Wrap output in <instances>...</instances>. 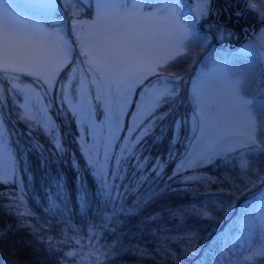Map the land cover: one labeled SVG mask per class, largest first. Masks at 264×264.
<instances>
[{
	"label": "snow or ice",
	"instance_id": "6c2138e0",
	"mask_svg": "<svg viewBox=\"0 0 264 264\" xmlns=\"http://www.w3.org/2000/svg\"><path fill=\"white\" fill-rule=\"evenodd\" d=\"M78 2L65 0L71 6L73 17L69 39L63 22L56 19L60 11L57 0H23L27 9L24 18L14 14L19 11V0H0V104L8 96L17 97L16 118L26 124L29 134L39 130L50 137L56 151L62 153L64 148L57 136L59 126L49 115L53 90L59 89L56 99L61 104L75 103L72 115L81 117L88 133L95 127L92 101H96L95 108L105 117L108 134L99 139L92 136V143L85 140L80 148L84 167L96 182L102 198V211L100 207L97 209L101 219L99 225L94 223L86 233L89 242L95 240L93 251L84 254L68 250L62 255L67 258L66 264H85L89 257H94L95 264H101L109 252L100 251L104 245L97 235L106 232L105 226L118 218L134 214L127 198L149 179L145 173L150 158L139 153L145 138L174 110L178 83L183 77L171 73L168 66L178 57L186 56L193 44L199 46L206 42L207 37L198 34L196 25L201 19L206 20L212 9L211 0H197L196 7L187 13L181 11V0H89L86 6L92 8V16L85 20L80 18ZM259 2L264 4V0ZM248 6L255 9L254 4ZM258 16L264 22V13ZM260 47L264 48V39ZM253 54L249 45L232 62L210 57L216 72L212 82L203 73L191 81V118L184 121L191 127L183 154L177 158L174 146H170L167 159L157 157L151 163V174L162 177L167 164L175 162L169 180L179 177L182 183L198 181L200 176L184 173L237 153L238 166L248 182L255 179L264 184V175L259 169L253 172L254 160L264 158V137L260 136L264 133V123L258 119L264 113V72L257 80L254 73L234 70L235 63ZM69 65L58 83L61 72ZM165 105L168 110L160 111ZM126 116L129 123L125 126ZM4 125L0 119V184L7 185L16 182L18 169ZM120 132L125 135H118ZM56 187L58 193L51 200L49 211L58 207L56 199H60L62 188L59 181ZM8 198L10 214L29 227H40L29 219L34 213L23 194L12 193ZM254 200L241 211L239 223L244 242L239 252L234 250V259H230L223 251L209 248L214 264H264V195ZM81 206L90 208L87 191L81 197ZM226 213L231 215L230 210ZM61 235L60 240L53 237H41V240L50 251L59 250L58 245L67 244L70 239L80 249L88 247L83 243L84 237H69L63 229ZM201 264H207V260L202 258Z\"/></svg>",
	"mask_w": 264,
	"mask_h": 264
},
{
	"label": "rangeland",
	"instance_id": "374dc122",
	"mask_svg": "<svg viewBox=\"0 0 264 264\" xmlns=\"http://www.w3.org/2000/svg\"><path fill=\"white\" fill-rule=\"evenodd\" d=\"M229 0H216L214 11H211L208 15V19L212 24H206L203 23L204 29L206 32H208L207 40L206 42L200 44L197 46L196 44H193L189 50V53L186 56L178 57L176 61L169 64V70L171 73L182 76L183 79L179 81L178 83V89H179V95L176 97V100L174 102V110L172 113L167 116L164 120L160 121L158 123V126L153 129V133L145 138L144 145L141 148V151L139 154L143 156H147L143 152V147H157L160 150H165L168 145L178 147V153L177 158H179L184 151V144L186 143V137L190 135L189 128L191 127L190 123L185 124L184 121L186 119L190 120L191 118V102L189 99V92L191 89V81L200 77L201 73L205 74L207 80L209 83L212 82L213 77L216 75V72L214 70V65L210 61V57L218 60V61H235L241 51L251 45L252 46V53L253 55H249L245 57L243 60L238 61L234 65V70L240 73L243 72H251L255 74V77L257 80L260 79V73L264 72V55H261V53H264V48L260 47V41L264 39V24H259L260 21H254V25L251 29H248V31H242L243 35L242 38H236L234 37L237 33L236 32H230L227 31L224 27L226 25L225 22L219 21L216 22L217 19H230L231 17L235 16L237 18L246 17L248 11H252L249 9L250 7L248 4H254L255 11L258 15V13H264V5L261 4L258 0H239L242 8L239 9V6H234L233 3ZM238 1V0H236ZM94 2V0H92ZM212 2V0H211ZM89 0H80V2L77 3V7L81 9V19H90L92 16V8L88 7ZM181 3L183 5V8L181 11L187 13L190 10L194 9L196 7L197 0H181ZM234 6L236 9L232 8ZM19 11H16L14 14L17 16H21V18H24V16L27 15V9L25 8L23 4V0H19ZM57 8L60 9V11L56 14V19L63 22V27L65 28V31L69 37V39L72 38V32H71V25L73 22V17L71 15V6L67 5L65 3V0H57ZM183 18V17H182ZM264 23V22H263ZM213 30L215 32V35L211 32ZM196 31L201 37L203 36L202 29L199 26V22L196 25ZM218 31V32H216ZM231 34L234 39H228L230 38ZM246 34V36H245ZM214 40H218L219 42L222 41L219 45L214 42ZM234 40V41H230ZM73 47H75V43H73ZM75 59V55H74ZM71 65L68 66V68H65L61 74L60 77H58V83L64 78V73L69 70ZM26 80H31L30 77H25ZM150 79H155L154 77H151ZM34 87L39 88V84H34ZM254 89V85H253ZM137 93L140 91L139 88H137ZM59 89H54L52 93L53 97V106L50 110V118L58 125V139L62 143L64 151L62 153H58L56 151V148L54 147L53 142L51 141L50 137L43 134L39 130H34L29 134V128L26 126V124L16 118V112L19 111L18 108L15 107V104L18 102V98L15 96H8L6 102L4 104H0V119H3L5 122V127L8 129V135L9 131L12 132V134L15 135V139H13L10 135V146L12 147L13 154L16 157L17 160V152L14 153V148L18 150L19 157L21 158V166L22 170L26 173L28 171V163L31 155L39 156L42 154V151H40L39 147L36 145H31V148L29 150L30 143H33V141L36 139L37 141H43V139H46L52 149L54 150V161L53 166H49L46 162L45 167H50L48 169V175L45 177V179H51L59 177V173L57 170L65 171L67 173V176L72 178H77V182L82 185V190L79 192L71 193L67 192V201L66 206L68 207L65 211V215H67V220L64 222L58 223V227L56 228V232H54V228L51 224H45L43 227V232L48 231L51 235V237L55 238L56 240H60L62 238L61 230L67 232L69 237L73 236H81L84 237L83 243L85 241H88L86 233L88 232L90 228V221L82 220V212H86V208L81 206V197L85 191H87V199L90 205V208L92 204L95 202L94 200H91L90 196L94 189L98 191V187L96 182L93 180V177L89 174L88 170H86V173H79L75 172V168L73 167V164L75 163L76 158L78 157L79 153L82 154V150L80 148V145L84 143L85 140L88 141V143H92V136H95L97 139L106 136L108 134V128L105 124V117L101 114L99 108H95L96 101L93 99L92 103L94 106V115L93 119L95 121V127L92 131V133H88L87 131V125H85L82 122L81 117L79 116H73L72 115V109L75 107V103L73 102L71 105L68 104H61L56 97L58 96ZM136 97H133V100H135ZM168 105H165L164 108H161L160 111H167ZM131 111V109L129 110ZM264 114V113H262ZM258 119L264 123V116L261 114L258 115ZM74 120V121H73ZM176 121H180V124H176ZM129 123V118L126 116L124 117V124L125 126ZM74 127H77V134L73 135L71 133L66 132V128L72 129ZM76 129V128H75ZM76 130V131H77ZM161 131V132H160ZM160 132V133H159ZM264 136V133H262ZM23 135V136H22ZM120 136H124V132L118 133ZM159 135H162L160 137ZM155 137V139H154ZM78 141L79 145H76L74 141ZM79 146V150H78ZM162 154V152L160 153ZM65 155V160L63 161V157ZM148 157V156H147ZM81 159V158H80ZM245 159H251V157H245ZM261 159V158H256ZM255 159V160H256ZM264 160V158H262ZM77 161V160H76ZM85 161H77L79 163V168L83 169ZM151 162V161H150ZM240 163V159L238 157L237 153H229L228 158H216L215 162L212 164H207L203 167L189 170L188 172H185L184 175H197L200 176L201 179L198 181L193 182H185L186 186H188L187 189L180 186V192L187 191L189 188L191 191L195 190L194 195V202L190 204L188 207L182 209L179 213H176L174 216H171V220L175 219L177 222H181L184 224L189 225L193 231L186 232L181 231V226L176 227V231L174 234V237L176 239L181 240L180 244H206L203 239L201 243H198V228H201V231L204 230L207 231V234L210 233L208 236L211 239H214L217 241V244H222V246L217 250L223 251L224 255L230 259H234L232 257V252L235 250L239 252L241 244L244 242V235L242 226L239 223L240 213H237L235 211H232V214L229 216H223L218 215L214 216L211 214L210 208L207 206L206 202H210L215 206L218 205V200L212 197V194H216L217 196L219 194L225 195V198H227V195H239L243 192H248L252 190L255 187H258L254 192L252 191L249 194V200L246 202L247 206L249 207L252 203L255 202L254 197H258L261 195H264V193L261 192L262 189H264V184H260L257 180H253L251 183L248 182V177L245 176L238 166ZM150 164V163H149ZM264 165V162H263ZM41 166V165H40ZM230 168L229 171H221L219 179L215 176L208 174L209 171H213L214 169H222V168ZM30 171H28L26 176V186L31 187L34 181V178L32 177V172L36 170V172L33 174H38L39 172L34 168L32 165L30 167ZM57 170H56V169ZM205 168H207L205 172ZM40 169V167H38ZM257 168H254V171ZM261 169H259L260 171ZM253 171V172H254ZM129 172L131 174V168L129 169ZM261 172V171H260ZM252 173H249L251 175ZM204 175V176H202ZM40 176V175H39ZM43 176V174H41ZM211 178V179H209ZM177 180L180 181V178L177 177ZM225 179V180H224ZM18 180V178H16ZM214 181V182H213ZM182 183V182H181ZM49 186V185H48ZM209 191H212L211 194L207 197L209 194ZM37 199L34 204V211L37 210ZM198 203H201V205H198ZM102 206V205H101ZM99 206L98 203H95V205L92 207L93 211H97ZM221 207V206H220ZM230 209H233V207H230ZM221 211L224 213V215H227L226 210H223L221 207ZM152 214L150 217H156L154 220H150L149 227H146L149 229V232L142 231L144 239H149V241H153L154 243H159V240L157 238V235L152 231V225L154 223H157V227L159 230H163L167 227L169 223V215L166 217H160L158 213L151 212ZM204 213H207V215H204ZM221 218L222 222H224L222 225L219 224V229H213L211 228V225L213 226L215 223L211 222L213 218ZM47 216L44 214V212L41 209H38L36 220L41 221L43 224L46 220ZM175 221L173 223V226L175 227ZM7 222L4 220L0 221V226L6 224ZM225 226H227L225 228ZM34 228V227H32ZM29 228V229H32ZM133 228H136L137 230L142 229L141 225H133ZM225 228V229H224ZM68 229H73L75 231H68ZM128 229H123L122 234H126V231ZM106 232H100L97 235V239H100L101 244H105V239L103 238V235H105ZM40 235V236H41ZM47 235V232L43 234V237L45 238ZM127 235V234H126ZM38 234H35V237H37ZM171 240V237H169ZM174 238V240H175ZM204 238V237H203ZM89 244H95V240L89 242ZM46 244V243H45ZM67 244H75L74 239H70ZM70 246V245H69ZM68 247V246H67ZM207 264H214V256H211L210 260H207Z\"/></svg>",
	"mask_w": 264,
	"mask_h": 264
},
{
	"label": "trees",
	"instance_id": "16d2710c",
	"mask_svg": "<svg viewBox=\"0 0 264 264\" xmlns=\"http://www.w3.org/2000/svg\"><path fill=\"white\" fill-rule=\"evenodd\" d=\"M251 12L256 15L253 16ZM251 12L248 11L246 17L241 16V18L238 19V23L232 21V23L229 24L232 29L237 31L239 36L242 22L246 25L253 26L254 21L259 20L257 13L253 10ZM259 24L261 25L263 23ZM261 115L264 116L262 113ZM76 130L77 127L72 129L66 128V132L73 135L77 134L78 130ZM9 135L13 139L16 138L11 131H9ZM159 136L162 137V135ZM260 136L264 137L262 133ZM74 143L79 145L77 140L74 141ZM31 145L38 146L40 148L39 150L42 151V154L40 157L31 155L29 162H26L28 163L27 169L29 168L28 171H30V167L32 165L35 169L37 167L40 176L38 174L33 175L36 170L32 172V177L34 178L33 184L31 187L26 186L25 174L28 171L25 173L22 170L21 158L19 157L18 150L15 147L14 153L17 152L16 162L18 169L16 178H18V180H16L15 183H9L7 185L0 184V193L4 194L0 195V221L4 220L7 222L6 224L0 226V230L3 231V236L0 237V264H66L67 258L62 255V252H66L68 250H78L87 254L88 252L94 250L95 244H89L88 241H85L84 244L88 247L84 249H80L79 245L76 244H61L58 245L59 250L50 251L48 245L41 240V237H43L45 232H47L45 239H47V237H51V235L48 231L43 232L41 235L43 231L42 226L46 223L51 224L54 228V232H56L58 223L63 221L65 222L67 220V215H65V211L68 208L66 206L67 192H79L82 190V185L77 182V178L69 177L65 171L62 172L56 168L55 169L58 171L59 177L54 178L53 180L45 179L48 175L47 171H51V169H48L50 167H45L46 162L49 166L54 167L53 162L55 163V152L46 139H43V141H37L35 139L33 143H30L29 150ZM147 146L143 147V152L150 158L151 161L149 168L145 173L149 176L148 182L142 187L138 185L139 191L135 194H130L127 198V204L134 210V214H126L123 217L118 218L114 223L105 226L107 228V233L103 235V238L106 243H100L101 245H104L100 251L109 252V255L102 260L101 264H201L202 258L210 260L211 256H209V258L207 257L209 248L215 247L216 249L219 244H217L216 240L209 238L208 235L210 233L206 235L207 231L204 230L202 232L201 228H198L199 239L197 241L198 243H201L203 239L206 238L204 241L206 244H180L181 240L174 237L176 227L181 226V231L190 233L193 231L189 225L177 222L175 219L171 220V216L179 213L182 209L188 207L194 202L193 199L195 190L191 191L189 188L187 191L181 193L179 190L180 186L185 189H187L188 186H186L185 183H181L176 178L173 180L168 179V176L172 174L175 167V162L167 164L164 168V174L162 177L157 178L150 172L151 163L157 157L167 159V153L171 145H168L165 150ZM178 150V147H175L176 155L179 152ZM161 152L162 154H160ZM64 160L65 155L63 157V161ZM76 160L84 161L82 154L79 153ZM76 160L73 164L75 172L80 170L79 173H86L84 165L83 169H80L79 163H77ZM263 162L264 160L262 158L254 160V168L261 169L260 174L262 175H264ZM38 167H40V169H38ZM206 170L207 168H205V172ZM229 170L230 168L223 167L222 169L209 171L208 174H211L219 179L221 171ZM41 174H43V176H41ZM58 181L62 185V188L59 189L60 199H56L58 207L49 211L50 202L56 198L58 193V189L56 187ZM256 189H258V187L239 195H227V198H225V195L223 194H219L218 196L216 194H212V197L218 200L219 206L217 207L210 202H206V204L210 208L211 214L214 216H229L228 214L224 215L221 211V207L223 210H230L231 214L232 211H234V213L236 211L241 215L242 209L248 208L246 202L250 199L249 194L252 191L254 192ZM93 190L94 191L92 192L90 198L95 202L92 204L91 208L86 210V212H82V220L84 221L87 219L90 221V226L94 223L99 225L101 219L100 214L97 211H93L92 207L98 202L99 206H101L102 198L98 195V191L96 189L93 188ZM211 192L212 191H209L207 197L211 194ZM12 193L15 195L23 194L25 203L31 209L32 213H34V215L29 219L33 225H39V228L29 227L26 222L19 221L15 215L9 213V210L7 209V205L9 203L8 196ZM148 196H151V199H148ZM36 199L37 210L34 211ZM141 200H147L148 202L138 203ZM198 205H201V203H198ZM230 207H233V209H230ZM38 209H41L47 216L43 224L41 221L36 220ZM152 211L158 213L160 217L163 218L169 215V223L165 229L159 230L157 223L152 225V231L157 235L159 243H154L153 241H149V239H144L145 237L142 234L143 230L149 232V229L146 227H149L150 220L148 218L152 214ZM110 214L111 213H104V215ZM174 221L175 227L173 226ZM211 222L215 223L213 226L211 225V228L213 229H219L215 226H218L219 224L222 225L224 223L221 218H213ZM133 225H141L142 229L137 230L136 228H133ZM226 227L227 226H225V228ZM123 229H128L126 231L127 235L121 233ZM36 233L38 234L37 237H35ZM169 237H171V240ZM89 262H91V264H95L94 257H89V259L85 261V264H89Z\"/></svg>",
	"mask_w": 264,
	"mask_h": 264
},
{
	"label": "flooded vegetation",
	"instance_id": "af4514ba",
	"mask_svg": "<svg viewBox=\"0 0 264 264\" xmlns=\"http://www.w3.org/2000/svg\"><path fill=\"white\" fill-rule=\"evenodd\" d=\"M233 5H234V6H239V7H240L239 9H241V8H242V5H241V4H239V3H238V1H236V0H233ZM234 6H233V8L237 10V8H235ZM234 20H236V21H237V19H234Z\"/></svg>",
	"mask_w": 264,
	"mask_h": 264
}]
</instances>
